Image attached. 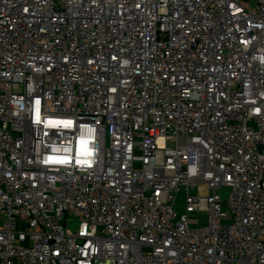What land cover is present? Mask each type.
Segmentation results:
<instances>
[{
	"label": "built area",
	"instance_id": "obj_1",
	"mask_svg": "<svg viewBox=\"0 0 264 264\" xmlns=\"http://www.w3.org/2000/svg\"><path fill=\"white\" fill-rule=\"evenodd\" d=\"M245 1L0 0V264H264Z\"/></svg>",
	"mask_w": 264,
	"mask_h": 264
},
{
	"label": "rangeland",
	"instance_id": "obj_2",
	"mask_svg": "<svg viewBox=\"0 0 264 264\" xmlns=\"http://www.w3.org/2000/svg\"><path fill=\"white\" fill-rule=\"evenodd\" d=\"M245 2L248 7L253 8L255 0H247ZM191 218H194V216H191Z\"/></svg>",
	"mask_w": 264,
	"mask_h": 264
},
{
	"label": "snow or ice",
	"instance_id": "obj_3",
	"mask_svg": "<svg viewBox=\"0 0 264 264\" xmlns=\"http://www.w3.org/2000/svg\"><path fill=\"white\" fill-rule=\"evenodd\" d=\"M37 103H39V102H37ZM53 123V121H49V125H51ZM65 124H71L72 122L71 121H66V122H64ZM60 162H66V161H60Z\"/></svg>",
	"mask_w": 264,
	"mask_h": 264
}]
</instances>
